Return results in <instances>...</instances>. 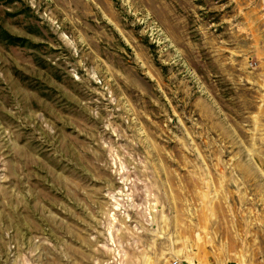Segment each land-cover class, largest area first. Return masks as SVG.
<instances>
[{
	"label": "rangeland",
	"instance_id": "1",
	"mask_svg": "<svg viewBox=\"0 0 264 264\" xmlns=\"http://www.w3.org/2000/svg\"><path fill=\"white\" fill-rule=\"evenodd\" d=\"M264 264V0H0V264Z\"/></svg>",
	"mask_w": 264,
	"mask_h": 264
},
{
	"label": "built area",
	"instance_id": "2",
	"mask_svg": "<svg viewBox=\"0 0 264 264\" xmlns=\"http://www.w3.org/2000/svg\"><path fill=\"white\" fill-rule=\"evenodd\" d=\"M177 263H178L177 260H175V261H174V264H177Z\"/></svg>",
	"mask_w": 264,
	"mask_h": 264
}]
</instances>
